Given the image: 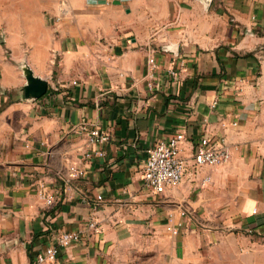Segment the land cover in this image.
I'll return each mask as SVG.
<instances>
[{"label": "crops", "instance_id": "obj_1", "mask_svg": "<svg viewBox=\"0 0 264 264\" xmlns=\"http://www.w3.org/2000/svg\"><path fill=\"white\" fill-rule=\"evenodd\" d=\"M176 133L182 180L154 193L146 150ZM203 136L230 158L196 166ZM74 231L45 264H264V0H0V264Z\"/></svg>", "mask_w": 264, "mask_h": 264}, {"label": "built area", "instance_id": "obj_2", "mask_svg": "<svg viewBox=\"0 0 264 264\" xmlns=\"http://www.w3.org/2000/svg\"><path fill=\"white\" fill-rule=\"evenodd\" d=\"M158 64L154 56L148 57V69L151 73L157 68ZM169 74L174 76V68L169 69ZM76 81H72L75 84ZM149 85L152 86L151 83ZM78 130L83 132L87 139V147L84 151V159L89 162L94 157L104 156V151L100 148L101 144L108 140V135L99 130L96 126L88 124H79ZM182 133H176L166 140L156 142L146 150V158L142 169V179L147 189L154 193H161L166 188L176 186L182 180L185 168V161L179 155V144L183 140ZM230 158V153L225 147L214 145L211 140L203 136L198 139L195 144V153L193 162L196 166H218L226 162ZM68 177L70 179H80L85 175V169L76 163L70 164L67 168ZM37 193L44 200L45 206L54 204V196L48 190L47 185L39 180L37 183ZM101 196H97L100 199ZM184 212H181L183 215ZM181 222H177L172 226H168V231L171 234H177ZM87 228L91 232L97 230V222L90 220ZM82 231L62 232L60 233L53 244L45 247L37 252L34 256V264H45L53 262L60 248L67 247L71 243L77 242L82 236Z\"/></svg>", "mask_w": 264, "mask_h": 264}, {"label": "water", "instance_id": "obj_3", "mask_svg": "<svg viewBox=\"0 0 264 264\" xmlns=\"http://www.w3.org/2000/svg\"><path fill=\"white\" fill-rule=\"evenodd\" d=\"M203 3L208 6L210 4L211 0H202ZM171 51L177 52L176 48H170ZM31 82L29 84V89H32L35 91L37 95L44 93L46 90V83L45 81L39 79V78H30Z\"/></svg>", "mask_w": 264, "mask_h": 264}, {"label": "rangeland", "instance_id": "obj_4", "mask_svg": "<svg viewBox=\"0 0 264 264\" xmlns=\"http://www.w3.org/2000/svg\"><path fill=\"white\" fill-rule=\"evenodd\" d=\"M27 71H28V69H27ZM39 79H41V78H39ZM41 80L45 81V83H46V89L45 90H47V81L44 79H41Z\"/></svg>", "mask_w": 264, "mask_h": 264}]
</instances>
